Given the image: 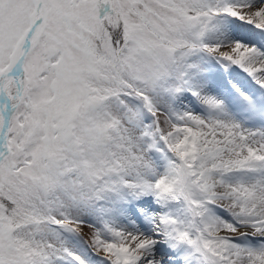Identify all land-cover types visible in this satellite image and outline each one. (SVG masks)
Instances as JSON below:
<instances>
[{"label":"snow or ice","instance_id":"1","mask_svg":"<svg viewBox=\"0 0 264 264\" xmlns=\"http://www.w3.org/2000/svg\"><path fill=\"white\" fill-rule=\"evenodd\" d=\"M0 264H264V0H0Z\"/></svg>","mask_w":264,"mask_h":264}]
</instances>
